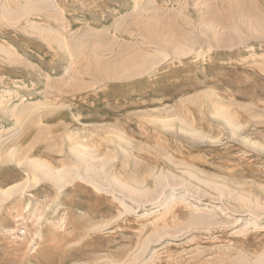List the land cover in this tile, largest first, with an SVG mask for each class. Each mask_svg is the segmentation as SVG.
I'll list each match as a JSON object with an SVG mask.
<instances>
[{
  "label": "rangeland",
  "instance_id": "obj_1",
  "mask_svg": "<svg viewBox=\"0 0 264 264\" xmlns=\"http://www.w3.org/2000/svg\"><path fill=\"white\" fill-rule=\"evenodd\" d=\"M0 264H264V0H0Z\"/></svg>",
  "mask_w": 264,
  "mask_h": 264
},
{
  "label": "bare ground",
  "instance_id": "obj_2",
  "mask_svg": "<svg viewBox=\"0 0 264 264\" xmlns=\"http://www.w3.org/2000/svg\"><path fill=\"white\" fill-rule=\"evenodd\" d=\"M85 157V156H84ZM12 159V158H11Z\"/></svg>",
  "mask_w": 264,
  "mask_h": 264
}]
</instances>
